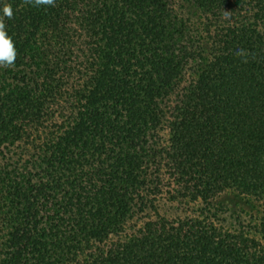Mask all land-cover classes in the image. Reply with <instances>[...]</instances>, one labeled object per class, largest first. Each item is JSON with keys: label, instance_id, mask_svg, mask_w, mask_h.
<instances>
[{"label": "trees", "instance_id": "trees-1", "mask_svg": "<svg viewBox=\"0 0 264 264\" xmlns=\"http://www.w3.org/2000/svg\"><path fill=\"white\" fill-rule=\"evenodd\" d=\"M5 4L0 264H264V0Z\"/></svg>", "mask_w": 264, "mask_h": 264}, {"label": "clouds", "instance_id": "clouds-1", "mask_svg": "<svg viewBox=\"0 0 264 264\" xmlns=\"http://www.w3.org/2000/svg\"><path fill=\"white\" fill-rule=\"evenodd\" d=\"M24 2L34 6H55V0H24ZM5 17L8 19L13 17V9L10 4L4 5L3 16H0V67L10 68L15 65L18 52L12 37L6 30ZM234 54L245 56V50L238 49ZM244 62H247V60L245 59Z\"/></svg>", "mask_w": 264, "mask_h": 264}, {"label": "rangeland", "instance_id": "rangeland-1", "mask_svg": "<svg viewBox=\"0 0 264 264\" xmlns=\"http://www.w3.org/2000/svg\"><path fill=\"white\" fill-rule=\"evenodd\" d=\"M219 201H224L228 203H236L240 207L244 208H249L253 206V203L250 199L245 198L243 196H239L235 193H227V194H222L219 196Z\"/></svg>", "mask_w": 264, "mask_h": 264}]
</instances>
